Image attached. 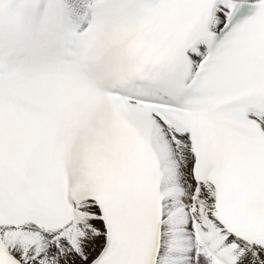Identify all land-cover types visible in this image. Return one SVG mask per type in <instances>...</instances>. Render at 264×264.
Masks as SVG:
<instances>
[{
  "label": "snow or ice",
  "instance_id": "1",
  "mask_svg": "<svg viewBox=\"0 0 264 264\" xmlns=\"http://www.w3.org/2000/svg\"><path fill=\"white\" fill-rule=\"evenodd\" d=\"M0 264H264V0H0Z\"/></svg>",
  "mask_w": 264,
  "mask_h": 264
}]
</instances>
